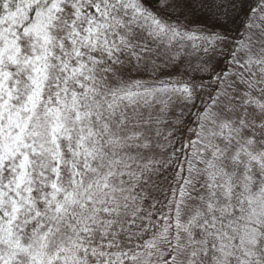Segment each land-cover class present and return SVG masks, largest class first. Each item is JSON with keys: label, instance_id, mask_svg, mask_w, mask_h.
Wrapping results in <instances>:
<instances>
[{"label": "snow or ice", "instance_id": "1", "mask_svg": "<svg viewBox=\"0 0 264 264\" xmlns=\"http://www.w3.org/2000/svg\"><path fill=\"white\" fill-rule=\"evenodd\" d=\"M0 264H264V0H0Z\"/></svg>", "mask_w": 264, "mask_h": 264}]
</instances>
